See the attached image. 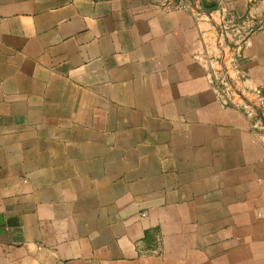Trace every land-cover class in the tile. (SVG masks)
I'll return each instance as SVG.
<instances>
[{"label": "crops", "instance_id": "0c3cea01", "mask_svg": "<svg viewBox=\"0 0 264 264\" xmlns=\"http://www.w3.org/2000/svg\"><path fill=\"white\" fill-rule=\"evenodd\" d=\"M221 5L264 93V0ZM188 6L0 0V264H264V134Z\"/></svg>", "mask_w": 264, "mask_h": 264}, {"label": "built area", "instance_id": "2783aa9c", "mask_svg": "<svg viewBox=\"0 0 264 264\" xmlns=\"http://www.w3.org/2000/svg\"><path fill=\"white\" fill-rule=\"evenodd\" d=\"M166 10L180 9L190 5L198 17L205 10L203 2L215 3L209 14L213 32L204 34V52L199 56L208 70V79L220 103L228 108L240 109L252 120L254 129L264 134V93L260 89L247 90V79L240 66L244 51L251 46L252 35L260 30L252 19L227 21L228 11L221 0H155Z\"/></svg>", "mask_w": 264, "mask_h": 264}, {"label": "water", "instance_id": "95a60500", "mask_svg": "<svg viewBox=\"0 0 264 264\" xmlns=\"http://www.w3.org/2000/svg\"><path fill=\"white\" fill-rule=\"evenodd\" d=\"M203 5L206 7V8H213L215 6V3H206L205 1L203 2Z\"/></svg>", "mask_w": 264, "mask_h": 264}]
</instances>
